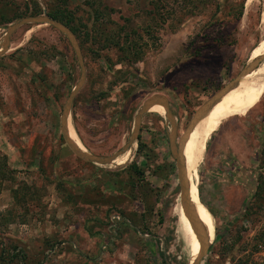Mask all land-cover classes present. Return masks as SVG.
Wrapping results in <instances>:
<instances>
[{
	"label": "rangeland",
	"instance_id": "374dc122",
	"mask_svg": "<svg viewBox=\"0 0 264 264\" xmlns=\"http://www.w3.org/2000/svg\"><path fill=\"white\" fill-rule=\"evenodd\" d=\"M263 9L264 0H0V264H190L197 242L178 224L168 119L144 113L132 148L109 165L79 159L60 132L80 76L69 41L24 24L3 53L7 27L56 11L71 21L86 74L69 126L84 151L108 157L155 96L169 104L180 143L255 55ZM196 184L210 235L200 264H264V188L254 194L264 184V75L209 138Z\"/></svg>",
	"mask_w": 264,
	"mask_h": 264
},
{
	"label": "water",
	"instance_id": "95a60500",
	"mask_svg": "<svg viewBox=\"0 0 264 264\" xmlns=\"http://www.w3.org/2000/svg\"><path fill=\"white\" fill-rule=\"evenodd\" d=\"M24 24H47L53 27L54 29L59 31L61 34H63L67 38V40L69 41V44L71 45V48L73 49L77 57V62L80 68V76H79L78 82L76 83L72 91L70 92L63 106L62 114L60 117V132L64 139L65 144L68 146L71 152L79 159L85 162H88V163L99 164V165L111 164L119 156L126 153L132 147L134 141L137 140V134L139 133L141 118L144 115V113L148 112L155 105H160L164 109V112H165L164 116L165 118L168 119L171 125L170 134H169V149L176 163L177 179L179 181V186L181 190L180 191L181 208L199 243V253L196 255L195 259H193V261L190 264H200L201 258L203 257L205 251L208 249V246L210 244L209 235L207 233L206 227L199 219L196 213V210H195V206L193 205L190 199V188H189L190 186H189V181L187 177V171H186V168L183 162V157H182L183 142L181 138V141L179 143L180 144L179 150L177 152L176 146H175V139H176L175 135H176L177 129L175 126L174 117L170 113L169 104L167 103V101L161 97L155 96L147 100L143 104L140 111L137 113V116L135 117L134 128H133L129 143L125 145L119 152L115 153L114 155L108 156V157H100L96 155H91L87 153L86 151H82L71 140L69 136V130H68L70 108H71L72 102L76 94L79 92L83 83L85 82V74H86L83 59L81 56V51L75 39V36L73 32L67 26H65L59 21L49 18L47 15L24 17L16 21L13 25H10L9 27H7L6 35L3 38V45H2L3 53L4 51L7 50V47L9 45V37L11 36V34L18 27ZM258 64H259V60L257 59L253 63H250L248 66L246 65V67L241 71L239 76L244 73L245 74L249 73Z\"/></svg>",
	"mask_w": 264,
	"mask_h": 264
},
{
	"label": "bare ground",
	"instance_id": "6f19581e",
	"mask_svg": "<svg viewBox=\"0 0 264 264\" xmlns=\"http://www.w3.org/2000/svg\"><path fill=\"white\" fill-rule=\"evenodd\" d=\"M248 1L249 0H247V2ZM260 21H262V23L264 24V9L261 13ZM262 46L264 47V38L262 42L260 43V45L258 46V48L256 49L255 55L252 57L249 64L253 63L257 59L260 62L261 60L260 58H261V54L263 50ZM259 66L252 69L249 73H246L247 74L246 77L240 80V82H238L237 84H234L236 85V87L233 90H230V92H228L229 88L227 86H230L231 84L236 82L239 78L243 76V74H241L237 79L228 83L225 86L226 87L225 91L227 92L223 95V91H222L221 94H219V96L214 101H211L199 113L198 117H196L195 115V118L193 119L191 126L189 127V129L187 130L184 136V149H183L182 157H183V162H184V165L187 171V177H188L189 186H190L189 187L190 188V199L193 205L195 206V210H196V213L199 219L201 220V222L204 224L205 227H206L205 218H204L205 207L199 201L196 183L198 180L199 167L201 166L204 160L206 144L209 138L211 137V135L214 134L219 129L220 125L224 121L229 119L233 111H235L238 107H240L243 104V102L246 101L250 95H252V93L255 91L257 86L260 84V82L263 79V75H264V67H263V70H260L261 68L259 69ZM149 111L153 113H157L160 116H164V113H165L164 109L160 105L153 106ZM195 128H196V135H195L194 142L191 143L192 139H190V145L187 151L188 138L190 137L193 130H195ZM68 130H69V136L71 140L74 142V144L77 147H79L82 151H84V149L81 147L78 140L73 135L71 127L69 125H68ZM116 162H117L115 163L116 166L122 164L121 160H118ZM179 213L181 214L180 217H183V221L179 222L180 220L179 219L178 224L181 229V232L187 238L189 233L194 234V232L187 218L185 217L181 206L178 207L177 209L178 216H179ZM184 224H186L187 226H184ZM195 246H196V251H195ZM188 251H189L190 259L192 257L193 259H195L196 255L199 253L198 241L195 244V240L192 238L191 244H189V247H188Z\"/></svg>",
	"mask_w": 264,
	"mask_h": 264
},
{
	"label": "trees",
	"instance_id": "16d2710c",
	"mask_svg": "<svg viewBox=\"0 0 264 264\" xmlns=\"http://www.w3.org/2000/svg\"><path fill=\"white\" fill-rule=\"evenodd\" d=\"M41 14V13H40ZM33 15H39V13H37V11L36 12H33ZM240 15V14H239ZM60 16V13L59 12H54V13H50L49 14V17H51L52 19H54V20H57L58 19V17ZM70 20L68 21H65L64 22V24L65 25H69L70 24ZM139 150L142 148V147H144V145L141 143L140 145H139ZM130 170L132 171V174L133 175H137L138 176V179H139V177L143 174V171L136 165V163H132L131 165H130ZM262 188H264V184H262V185H257V191L254 193L255 194V196H257V193H258V191H260V190H262ZM254 198V197H253ZM253 198L251 197L250 199L251 200H253ZM13 250L14 251H17V247H14L13 248ZM18 252H20V251H18ZM16 255H14V254H12L11 255V258L12 257H15Z\"/></svg>",
	"mask_w": 264,
	"mask_h": 264
},
{
	"label": "flooded vegetation",
	"instance_id": "af4514ba",
	"mask_svg": "<svg viewBox=\"0 0 264 264\" xmlns=\"http://www.w3.org/2000/svg\"><path fill=\"white\" fill-rule=\"evenodd\" d=\"M165 117V116H164ZM139 138V137H138ZM169 142V140H168ZM182 142H183V145H182V155H183V149H184V139L182 138ZM189 145H190V138H188V143H187V151H188V148H189ZM175 146H176V150L178 152L179 150V141L178 140H175ZM132 148V147H131ZM169 152H170V155L172 156L171 154V151L169 149ZM173 158V157H172ZM175 161V160H174Z\"/></svg>",
	"mask_w": 264,
	"mask_h": 264
}]
</instances>
